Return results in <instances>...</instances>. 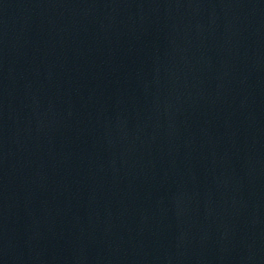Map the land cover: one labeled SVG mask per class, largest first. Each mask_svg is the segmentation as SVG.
<instances>
[{"label":"water","instance_id":"obj_1","mask_svg":"<svg viewBox=\"0 0 264 264\" xmlns=\"http://www.w3.org/2000/svg\"><path fill=\"white\" fill-rule=\"evenodd\" d=\"M0 264H264V0H0Z\"/></svg>","mask_w":264,"mask_h":264}]
</instances>
